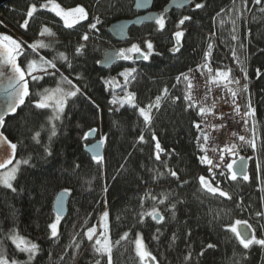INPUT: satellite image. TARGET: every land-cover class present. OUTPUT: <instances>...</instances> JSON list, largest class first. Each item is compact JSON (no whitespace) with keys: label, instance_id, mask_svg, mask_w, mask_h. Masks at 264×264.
<instances>
[{"label":"trees","instance_id":"obj_1","mask_svg":"<svg viewBox=\"0 0 264 264\" xmlns=\"http://www.w3.org/2000/svg\"><path fill=\"white\" fill-rule=\"evenodd\" d=\"M54 2L64 9L83 6L88 18L67 28L54 12L40 7L47 0H11L0 9V34L7 33L5 26L29 45H49L38 47L36 53L28 49L27 56L18 57V63L24 65L38 55L51 61L62 52L71 68L56 59L57 68L79 89L67 100L60 119L49 121L52 111L35 108L33 100L37 99L36 92L54 87L55 78L44 77L37 83L28 77L32 99L28 98L13 117L5 120L2 133L17 145L15 162H29L19 165L12 182L15 191L0 185V239L15 229L37 243L40 251L32 264H94L99 257L94 256L92 244L104 231L101 216L108 211L110 241L114 243L128 234L113 248L114 264H140L135 253L137 234L156 258H148L155 264H264V246L253 244L245 249L231 231L243 224L257 239H264V0L259 4L254 0H192L189 8L163 16V29L158 24L131 29L124 47L136 45L148 58L140 54L143 60L136 61L133 55L131 62L119 60L109 70L97 66L115 44L107 29L116 21L136 17L133 0ZM33 3L37 11L29 18L27 10ZM167 3L168 0H154V7L159 12ZM197 3L205 6L197 9ZM184 16L191 19L178 27ZM94 17L99 22L97 31L89 30ZM25 19L29 20L28 26L21 27ZM45 28L54 35H41ZM177 31L183 32L179 41L175 37ZM85 33L89 36L87 41L81 38ZM213 35L215 39L211 38ZM233 35L237 39L233 40ZM148 42L152 44L150 52ZM80 45L83 48L76 53ZM233 49L246 71V96L254 109L253 129L258 135L255 150L245 147L247 180H232L228 169L223 177L206 172L205 163L199 158L203 155L200 146L204 149L207 142L196 127L197 109L184 98L187 80L181 75L187 76L200 63L212 70L239 64ZM205 51L210 52L207 59ZM129 72L127 82L124 78L121 84L110 85L116 75ZM165 88L167 94L158 110L152 108V120L146 125L138 108L154 104ZM126 92L135 95L133 103L119 102ZM114 99L118 102L112 103ZM99 127L104 152L98 162L84 153V147L88 144L86 135ZM142 133L143 141L139 140ZM153 134L156 140L152 139ZM157 141L162 149L159 160ZM169 169L177 176L172 177ZM200 176L229 196L207 192L200 184ZM60 192L69 195L67 214L59 218L58 235L53 238L48 226L57 220L53 204ZM153 209L164 219L156 221L147 214ZM92 226L96 227V235L89 241L83 233ZM209 244L214 247H207ZM4 247L9 253L14 249L7 240ZM17 258L27 260L20 253ZM102 264H106V257Z\"/></svg>","mask_w":264,"mask_h":264},{"label":"snow or ice","instance_id":"obj_2","mask_svg":"<svg viewBox=\"0 0 264 264\" xmlns=\"http://www.w3.org/2000/svg\"><path fill=\"white\" fill-rule=\"evenodd\" d=\"M246 2V0H245ZM255 3L259 4L261 3V0H254ZM205 5L202 3H197L195 7L197 9L203 8ZM40 7L42 8H48L51 12H54L56 16L60 17L65 27L72 28L73 25L77 24L81 20H86L88 18V13L86 12L85 8L83 6H76L74 8H70L65 10L60 6V4L55 3L54 0H47V3L41 4ZM37 11L36 5L30 4L27 10V17L31 18L33 17V14ZM264 11V9H262ZM219 15V14H218ZM191 17L184 16L181 20L178 22L179 25H183L185 21L190 20ZM29 23L28 19L24 20L23 25L21 27H27ZM156 23L160 26L161 29L164 28V19L163 18H157ZM223 24L224 21H221ZM233 24H235V21H233ZM91 29L96 28V24L92 23L90 24ZM47 33V35L52 36L54 33L51 32L50 29L45 28L41 32V35H44ZM183 35V32L177 31L175 32V37L177 38V41H179V38ZM84 41H87L89 39V36L87 33H85L81 37ZM233 40L237 39L235 35L232 37ZM47 48L49 47L48 44L44 42H38L34 44H30L27 46V48H22L21 43L17 42V40L13 39L11 36L6 34H0V78H3L7 82V86L5 91L7 92V102L5 108L0 111V126H3L5 124V116L10 113H16L17 108L20 105H24L25 98L28 97L29 99H32V93L30 92V83L29 79H26V77H29L31 81L36 82L42 80L45 76H52L55 77L56 72H59V69L57 68V65L55 63L56 59H59L60 61H64L68 64V67L71 68V62L68 60V57L64 55V53H58L56 57L53 58V60L49 61L44 59L43 57H40L39 60L33 58L31 60H28L26 64L21 65L18 63V57L21 55L27 56L28 55V49H31L33 53H36L37 48ZM147 47L149 49V52L152 49V44L150 42L147 43ZM243 47V45H241ZM81 48H83V45H80L75 49L76 53L81 52ZM212 48V45H208V49L210 50ZM127 51H135L140 52L139 47L136 45H133L131 49ZM233 57L236 59V62L241 64V71H245L243 68V61H241L238 57H236L235 50L233 49ZM118 55L123 59H129V56L125 55L124 51L122 50ZM141 55L144 57V59H147V54L141 53ZM210 55L209 51L204 52V59H207ZM5 66L7 67L8 71L6 72L4 70ZM206 66V65H205ZM49 69H53L55 71H49ZM132 71H135L134 69ZM191 71V70H190ZM228 71H219L217 72L218 76L224 77L225 79H228L229 72ZM185 80H188V77L185 76L183 73L181 74ZM131 76V72L125 74V80L127 82L128 78ZM177 81L180 80V77L178 76ZM246 79V76H245ZM229 83H232V80L228 81ZM71 85V88L65 89L63 87V84ZM235 83H239V81H235ZM175 86V85H174ZM247 84L243 85V90H247ZM75 89V90H72ZM231 91V89H229ZM79 91L78 88H76L75 85H72V81L69 80L67 77L63 76L61 74L60 80L57 82V87L54 89H48L44 88L42 91H38L35 93V96L38 97V99H34L33 103L35 108L37 109H47L52 108V115L49 116V121L52 120H59L60 114L64 111V106L67 102V99L69 97L75 96L77 92ZM168 89L165 88L161 94V96H157L156 101L154 104H149L146 108L145 107H139L138 111L140 116L143 117L145 124H149L152 120V117L150 115L152 108L159 109L160 101L161 99L167 94ZM233 97L237 95L235 91H232ZM185 100H191V96L186 95ZM174 99H179L178 97ZM135 100V95L131 92H126L124 97L121 98L119 101L120 103L128 102L133 103ZM118 101L114 99L112 103H117ZM134 107H136L135 104H133ZM191 106V105H190ZM205 109L201 108V112H204ZM237 112H239V108L236 109ZM254 114V109L251 108V106H248V111L244 113L245 116H251ZM247 121H245L246 123ZM196 127H199V125H196ZM37 135H39L37 133ZM51 135H55V125H53ZM35 138V137H34ZM51 139V136L49 137ZM152 139L156 140L155 134L152 135ZM199 139V137H197ZM205 141H208V137H204ZM139 140H144L143 133L139 137ZM240 141L245 142L253 150L257 148V145L254 140H246L245 136L239 137ZM103 139L99 142V144H103ZM4 144H8V148L11 149L12 153L15 152V149L17 147L14 143H9L6 139V137L3 135L2 132H0V169H7V166L12 164V156L8 153V150L3 147ZM201 150L203 151V145L200 146ZM237 146L234 144L232 145V150L234 151ZM156 149V159H160L159 153L162 151L160 143L157 141L155 144ZM47 151V149H45ZM214 151V149H213ZM50 154V153H49ZM93 159L100 161V157L94 156ZM201 163H208L211 164L212 161L208 159V157L201 156L200 158ZM28 160H17L15 162V165L12 166L10 169L0 172V185L4 186L5 188L11 189L12 191H15V188L12 185V181L16 178V173L19 169L20 164H28ZM235 161H233V164ZM240 163L242 166L246 165L244 164V158H240ZM233 164H229L227 167L229 171H231V179L236 180L237 173L233 171ZM76 167H79L77 165ZM123 168V165L121 166ZM218 167V165H217ZM259 169V165H258ZM211 171V169H210ZM169 174L172 177H176L177 173L175 171H172L169 169ZM221 175H224L223 172L220 173ZM159 175H163V173H159ZM157 177L154 176L153 179H156ZM243 178L245 180L248 179V176L246 173L243 174ZM200 184L203 189H206L207 192L212 193L215 195L216 193H219V196L221 197H228L229 194L223 190H221L218 186L212 187L209 185V183L205 180L204 176L199 177ZM184 183H187V181H184ZM107 189H105L106 191ZM146 195H148L146 193ZM152 199H156L155 196L151 197ZM165 198L167 196L165 195ZM230 198V197H229ZM143 201V198H141ZM60 205L59 207L62 208V201H63V195L59 197ZM164 201L161 200L160 203L162 204ZM173 208H175V205H172ZM148 215H152L154 218L158 220H163L164 217L160 216L158 212H156L155 209L151 213H147ZM257 215H260V213H257ZM109 213L108 211H105L101 216V227L104 229V231L100 232L99 236L95 238L94 243L92 244V250L94 256H98L99 258L94 260V264H102V261L106 257V264H114L113 261V248L116 245L120 244V241L125 239L127 237V233H124L120 240L115 241L114 243L110 241L109 236L107 235V219H108ZM59 223V215L57 217V221L51 223L48 227L51 229V237L55 238L57 237V224ZM87 223V222H86ZM159 231V230H157ZM232 232L236 233V239L239 241L240 245H242L245 249H248L251 245H261L264 246V239H257L256 236H252L251 238L248 237L247 232L241 234L237 232L236 228L233 227L231 229ZM79 235V234H77ZM83 235L89 240L93 241L94 236L96 235V227L92 226L87 228V231L83 233ZM154 239H157L158 237L154 236ZM175 234H173L172 242H175ZM11 241V245H14V249L9 253V250L7 247H4V241ZM75 247L78 249L80 247L79 243L75 245ZM207 247L211 248L214 247L213 245L209 244ZM40 251V247L37 243L32 242L31 240L26 239L24 236L20 235L15 229H10L8 233L3 235V238L0 239V264H32V261L36 258L37 253ZM18 253H23L27 256V260L21 261L17 258ZM135 253L136 256L139 257L140 264H144L145 260L149 257H151L153 260L156 258L152 256L151 252H149L143 243L141 237L139 234H137L135 239ZM203 254V253H201ZM51 255V254H50ZM191 253H189L188 256H185V260L188 261L190 258ZM63 259V258H61Z\"/></svg>","mask_w":264,"mask_h":264},{"label":"built area","instance_id":"obj_3","mask_svg":"<svg viewBox=\"0 0 264 264\" xmlns=\"http://www.w3.org/2000/svg\"><path fill=\"white\" fill-rule=\"evenodd\" d=\"M211 38L215 39V36L213 35ZM229 69L231 71L228 79L217 75V72ZM187 77V95L192 98L188 101L197 109L199 129L208 137L202 156L206 155L212 163H205L206 172L223 176L220 173L225 174L229 160H240L241 157L245 159L246 145L245 142L239 140V137L242 136L244 128L246 131L243 136L246 139L250 138L251 116H245V118L242 116L248 111L250 105L249 100L245 98L246 91L243 90V85L246 83L243 81V75L238 77L233 75L231 67L225 70H212L203 63L190 71ZM229 80L233 82L229 83ZM235 81H239V83L237 84ZM234 86L237 87L234 88ZM232 91L237 93L235 97H233ZM221 98L225 99L224 105L222 104L223 106L218 108L217 101ZM213 103H216V106ZM201 108H204L205 111L201 112ZM237 108H239V112L236 111ZM226 116L229 117L226 118ZM245 121L247 122L245 123ZM227 125L230 128L229 134L233 135V137L231 136L232 143L238 145L236 154H232L233 150L228 146L229 143L219 141V138L224 135V128Z\"/></svg>","mask_w":264,"mask_h":264},{"label":"water","instance_id":"obj_4","mask_svg":"<svg viewBox=\"0 0 264 264\" xmlns=\"http://www.w3.org/2000/svg\"><path fill=\"white\" fill-rule=\"evenodd\" d=\"M9 1L11 0H0V9L3 8ZM152 5H153V0H133V11L135 14H138V16L130 20L124 19V20L116 21L108 27L107 32L115 44L112 46V49H109L104 53L102 60L97 65L99 69L109 70L114 65L117 64L118 56H119L118 53L121 52L120 47L128 43L129 32L131 29L133 28L137 29V28H141L144 25H152L156 23V20L157 18H159V15L156 12L152 11ZM190 5H191V0H168V3L164 8L162 14L166 15L172 11H183L189 8ZM135 60L136 61L143 60V57L141 55H138L135 57ZM4 70L6 72L8 71L6 66ZM26 79H28V77H26ZM6 86H7V82L3 78H0V111H2L5 108L7 102V92L5 91ZM27 100L28 97L25 98V103ZM24 105H20L17 108V111L20 108H22ZM16 113L7 114L5 116V120L13 117ZM3 126H0V132H2ZM97 136H98L97 131H91L86 135V140L88 144L84 148V153L87 156H89L91 159H93V157L97 155L101 159L103 158V152H104L103 144L102 145L99 144L100 141L96 140ZM3 147L7 149L8 153L12 156V164L7 166V169H9L15 162L16 149L15 152L12 153L11 149L8 148V144H4ZM244 164L246 165V167L241 165L240 160L233 164L232 170L237 173L238 179H242L243 174L248 173V166H249L248 161L244 160ZM7 169H0V172H4ZM61 195H63L62 208L59 207L60 205L59 197ZM68 199H69V195L67 193H59L56 196L53 204V213L56 217H58V215L59 218H64L66 216ZM155 220L159 221L156 218ZM147 262L148 264H154V262L151 259H148Z\"/></svg>","mask_w":264,"mask_h":264},{"label":"rangeland","instance_id":"obj_5","mask_svg":"<svg viewBox=\"0 0 264 264\" xmlns=\"http://www.w3.org/2000/svg\"><path fill=\"white\" fill-rule=\"evenodd\" d=\"M65 10H67V9H65ZM60 18V17H59ZM61 19V18H60ZM61 21H62V23L64 24V22H63V20L61 19ZM83 20H81V21H79V22H82ZM92 22L93 23H95V24H99V22L97 21V19H96V17H94L93 19H92ZM76 25V24H75ZM3 28H4V30L7 32L6 33V35H9V36H11L13 39H15V40H17V42H19V43H21V45H22V47L24 48V46L26 47V46H28L29 44H28V42H26L25 40H22L18 35H16L14 32H12L10 29H8L7 27H5V26H3ZM89 30H94V31H96V29H91V28H89ZM209 39V38H208ZM132 46L133 45H129V46H127V47H120L123 51H124V53H125V55H127V56H129V59H123V58H121L120 56H119V60L121 61V62H131L132 60H133V55H135V56H137V55H140L142 52L140 51V52H135V51H127V50H129V49H131L132 48ZM27 48V47H26ZM107 48V47H106ZM109 49H112L111 47H109ZM108 49V50H109ZM31 50V49H30ZM104 51H105V49H104ZM103 51V52H104ZM41 56H37V60H39V58H40ZM45 59V58H44ZM49 71H55V70H53V69H49ZM61 71H59V72H56V75H55V77H52V76H45V77H51V78H55V86L54 87H52V88H48V89H54V88H56L57 87V82L60 80V77H61ZM63 76H64V74H63ZM124 78H125V76L124 75H116L115 76V78L110 82V85L111 84H113V83H116V84H121L123 81H124ZM33 82V81H32ZM37 83H38V81H37ZM73 85V84H72ZM63 87L65 88V89H69V88H71V85H68V84H63ZM237 86H234V88H236ZM72 90H75V89H72ZM42 91V90H41ZM79 92V91H78ZM69 98H71V97H69ZM68 98V99H69ZM37 99H38V97H37ZM67 99V100H68ZM225 99H218V101H217V105H218V108H221L224 104H223V101H224ZM225 103V102H224ZM214 104V103H213ZM223 104V105H222ZM214 106H216V103L214 104ZM47 109H49V110H51V111H53V109L52 108H47ZM242 116H244V118H245V115L243 114ZM229 116H226V118H228ZM253 125H254V122H253ZM253 125H252V133H253V135H252V140H254L255 141V143H256V145L258 144V135H256V131H255V129H253ZM224 135H222L220 138H219V141H221V142H226V143H229L228 144V146L230 147V148H232V145H234L235 143H232L233 141H232V137H233V135L231 134H229V131H230V128H229V125H227L225 128H224ZM244 131H246L244 128H243V134H242V136L244 135ZM97 132H98V136H97V140L98 141H101L102 139H103V135H102V132H101V130H100V127L97 129ZM232 136V137H231ZM248 139V138H247ZM246 139V140H247ZM249 140V139H248ZM250 140H251V138H250ZM241 144H243L242 142H241ZM237 147L235 148V150L234 151H232V154H236L237 153V151H238V145L237 144H235ZM245 145H248V144H246L245 143ZM236 156V155H235ZM17 161V160H16ZM15 165V163L12 165V166H14ZM11 166V167H12ZM10 167V168H11ZM9 168V169H10ZM19 168H20V166H19ZM8 170V169H7ZM229 170V169H228ZM256 170H258V166H257V168H256ZM18 171H19V169H18ZM18 171H17V173H18ZM230 173H231V171H229ZM16 173V174H17ZM231 176V175H230ZM13 182V181H12ZM2 186V185H1ZM4 187V186H3ZM104 192H105V183H104ZM57 221V220H56ZM56 221H54V222H56ZM57 230H58V224H57ZM236 230H237V232H239V233H241V234H243V233H245V232H247V234H248V237L249 238H251L253 235L255 236V233L254 232H251L250 231V229L249 228H247V227H245L243 224H240V225H238V226H236ZM236 234V233H235ZM20 254H23V253H20ZM24 256H26L25 254H23ZM148 259V258H147ZM147 259L145 260V264H147Z\"/></svg>","mask_w":264,"mask_h":264},{"label":"bare ground","instance_id":"obj_6","mask_svg":"<svg viewBox=\"0 0 264 264\" xmlns=\"http://www.w3.org/2000/svg\"><path fill=\"white\" fill-rule=\"evenodd\" d=\"M118 62H119V57H118ZM117 62V63H118ZM231 69H232V72H233V75L235 76V77H238V76H240V75H243V78H244V74H246V71H241V66L239 65V64H236V66H231ZM245 98L247 99V100H249L248 99V97L245 95ZM249 102H250V100H249ZM250 105H251V103H250ZM252 108V107H251ZM252 125H253V120H252V116H251V121H250V132H251V128H252ZM94 131V130H93ZM98 133V132H97ZM251 138V140H252V137H250ZM250 138H249V140H250ZM97 140V139H96ZM85 148V147H84ZM223 176H225V174L223 175ZM222 176V177H223ZM221 177V176H220ZM60 193H66V192H60ZM59 194V193H58ZM57 194V195H58ZM155 264V263H154Z\"/></svg>","mask_w":264,"mask_h":264},{"label":"flooded vegetation","instance_id":"obj_7","mask_svg":"<svg viewBox=\"0 0 264 264\" xmlns=\"http://www.w3.org/2000/svg\"><path fill=\"white\" fill-rule=\"evenodd\" d=\"M191 2H192V0H191ZM166 7V5L163 7V9L161 10V11H159L158 12V10L154 7V0H153V5H152V11H154V12H156L158 15H159V18H163V16H165V15H163L162 14V12H163V10H164V8ZM169 14V13H168ZM167 15V14H166ZM136 16H138V14H136ZM154 24H157V23H154ZM98 27V24H96V28ZM90 28V27H89ZM95 28V29H96ZM97 31V30H96ZM89 144H90V142H89Z\"/></svg>","mask_w":264,"mask_h":264}]
</instances>
